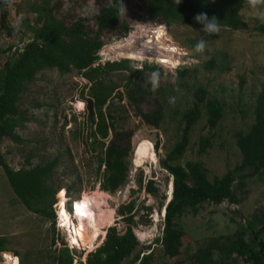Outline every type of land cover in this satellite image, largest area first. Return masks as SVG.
I'll use <instances>...</instances> for the list:
<instances>
[{
	"label": "rangeland",
	"instance_id": "rangeland-1",
	"mask_svg": "<svg viewBox=\"0 0 264 264\" xmlns=\"http://www.w3.org/2000/svg\"><path fill=\"white\" fill-rule=\"evenodd\" d=\"M200 1L181 0L177 5L176 0H170L169 8L173 11L168 8L166 23L147 17L144 0H126L122 7L126 11L121 12L119 26L113 33L102 35L105 44L98 52L101 64L128 60L136 69L145 64L159 68L154 71L159 74L158 89L149 92L142 101L144 112L158 106L162 108L163 118L158 128L146 124L137 115L125 94L124 73L111 75L122 93L121 100L114 98L110 105L113 123L117 130L130 132L132 137L128 177L114 193L106 192L108 198L105 200L114 211L110 226H116L120 233L125 231L126 224L116 211L120 205L135 203L133 232L139 241L135 253L152 252L150 264H194L190 256L208 240L244 230L249 241L264 224V168L252 176H249L252 169L236 172L242 162L236 135L246 133L252 126L255 101L264 88V4L253 7L250 0H209V5L199 7ZM103 3L102 0H6L7 23L11 30L0 27V70L15 49H22L32 40L42 24L43 7L56 4L55 15L66 25L83 19L87 31L92 34L97 30L95 17ZM201 12L210 18L216 17L220 24L218 33L206 35L199 30L202 26L193 17ZM124 26L128 28L125 35ZM201 38L206 39V48L198 53L194 46ZM144 41L153 42L148 54H143L140 46ZM131 53L139 57L129 58ZM161 59L168 62L162 63ZM185 70L189 75L180 77L178 73ZM152 73H147L150 79ZM199 87L207 90L208 99L223 104V117L210 131L203 106L202 116L191 131L189 145L175 164L184 166L187 162H200L209 181L234 171L237 178L233 190L238 203H204L197 214L185 212L177 217L176 225L184 232L182 247L177 258L168 259L162 246L154 241L161 235L164 210L156 198L146 193L145 187L152 180L160 197L165 196L167 202L172 178L162 168L161 161L180 140L182 116L192 106L193 93ZM88 92V82L76 71L38 73L19 103L26 119L16 132L23 142L0 141V154L13 170L58 157L55 184L65 189L67 199H79L83 193L99 189L97 168L101 150L99 138L95 140L92 136L95 122L86 101ZM80 102L82 107L78 106ZM206 136L211 137L212 146L201 154L199 141ZM105 142L107 144L108 140ZM143 142L151 146L155 160L148 156L138 165L135 149ZM67 189L70 190L68 195ZM59 192L56 203L60 199ZM260 239L264 242V231ZM0 240L4 241L0 262L1 253L7 252L16 256L19 264H56L60 251L67 249L71 264H85L87 253L96 250L104 239L100 236L90 248L67 247V236L57 228L56 219L52 225L47 217L27 210L0 167Z\"/></svg>",
	"mask_w": 264,
	"mask_h": 264
},
{
	"label": "trees",
	"instance_id": "trees-1",
	"mask_svg": "<svg viewBox=\"0 0 264 264\" xmlns=\"http://www.w3.org/2000/svg\"><path fill=\"white\" fill-rule=\"evenodd\" d=\"M125 1L102 0V3L106 4L101 5L95 17L97 30L92 34L87 31L83 19L66 25L55 15L58 10L56 4L43 7L40 12L42 24L33 34L32 40L22 49H15L0 70V141L8 139L14 143L23 142L16 132L26 119L19 108L22 94L28 85L35 81L38 73L56 70L61 74H68L76 71L88 82L89 97L86 101L95 122L92 136L95 140L99 138L101 150L97 168L100 174L99 189L108 193H114L128 177L132 137L130 132L117 130L113 123V109L110 105L114 98L121 100L122 93L111 75L124 73L125 94L134 105L137 115L146 124L158 128L163 118L160 106L146 112L142 108L144 96L152 91L147 73L158 71L159 68L145 64L136 69L128 60L107 61L103 64L98 62V52L105 44L102 35L113 33L119 26ZM144 1L149 19L166 22L170 0ZM209 4V0H201L197 6ZM5 5L6 0H0V27L9 31L11 28L7 23ZM171 13L174 20L175 16ZM123 29L125 35L128 28L124 26ZM178 74L184 77L189 75V72L185 70ZM203 106L207 114V128L210 131L217 127L223 117V104L218 100L208 99L205 88H197L193 93L192 106L182 116L181 138L161 161L162 168L172 178L171 200L166 205L165 196L160 197L152 180L148 181L145 187L146 193L156 198L164 210L161 235L154 241L162 246L163 254L168 259L177 258L182 247L184 232L176 225L177 217L185 212L197 214L204 203H238L233 190L237 178L234 171H228L222 177L209 181L200 162H187L184 166L175 164L189 145L191 131L202 116ZM105 140H108L107 144ZM236 143L242 155L241 165L236 168V172L252 169L249 173V176H252L264 168V88L255 101L252 126L246 133L236 135ZM198 146L199 153H206L212 146L211 137H201ZM58 163L59 159L55 157L40 165L13 170L0 154V167L16 197L27 210L47 217L52 225L55 224L52 206L56 203V194L60 189H64L55 184V169ZM69 193L70 190L67 189L66 194ZM134 211V202L118 207L116 214L126 224L125 231L118 232L116 226L107 228L102 244L87 254L86 264H150L153 261L152 252L147 253L149 250L135 253L139 241L133 232ZM263 231L264 224L252 234L249 241L245 238L244 230L210 239L190 258L194 264H232L239 260L243 264H264V242L260 239ZM3 250L4 241L0 240V252ZM56 264H71L67 249L60 251Z\"/></svg>",
	"mask_w": 264,
	"mask_h": 264
},
{
	"label": "bare ground",
	"instance_id": "bare-ground-1",
	"mask_svg": "<svg viewBox=\"0 0 264 264\" xmlns=\"http://www.w3.org/2000/svg\"><path fill=\"white\" fill-rule=\"evenodd\" d=\"M159 39L160 35L158 34L157 40ZM152 43V41L141 42L140 46L142 47L143 54H148L152 51ZM138 57V55H134L132 53L129 56V58L132 59ZM159 61L162 63L168 62L166 59H161ZM78 106L82 107L83 103H78ZM150 150L151 146L145 142L138 145V147L135 149V163L138 165L142 164L143 159L148 156L152 157V159L155 160L154 153ZM170 186V189H172V184ZM171 192L169 193V196H171ZM59 198L62 209L61 214L65 216V220L71 227L72 224L69 219V214L65 209L66 196L64 195L63 190L60 192ZM106 198H108L107 193L98 189L90 193H83L82 197L79 200L75 201L76 212L73 213V216L77 221V225L74 224V232L77 235V238L74 239V241L78 240L79 237V239L81 240V245L90 248L93 246V243L97 238H99L100 236H102L103 238L105 237L106 227L111 225L114 218V211L107 206V203L105 201ZM13 264L18 263L15 261V263Z\"/></svg>",
	"mask_w": 264,
	"mask_h": 264
},
{
	"label": "built area",
	"instance_id": "built-area-1",
	"mask_svg": "<svg viewBox=\"0 0 264 264\" xmlns=\"http://www.w3.org/2000/svg\"><path fill=\"white\" fill-rule=\"evenodd\" d=\"M63 191H64V195H65V190L63 189ZM60 192H59V194H60ZM79 199H67L66 198V200H65V209H66L67 213L69 214V219H70L71 224H72L71 227L69 226V223L65 220V216H63L61 214L62 209H61L60 199L54 205V207H55V215H56L55 216L56 217L55 218L56 219V226H57V228L59 230H62L63 232H65V235L67 236V240L66 241L68 243L67 247H69L70 249H74V248H78L79 249L82 246L81 245V240L79 239V237H78V240L74 241V239L77 238V235L74 232V227H75V225H77V221L75 220V217L73 216V213L76 212V203H75V201L79 200ZM15 261L19 264V260H18V258L16 256L12 255L11 253H7V252L1 253V262H0V264H13V263H15ZM85 264H86V262H85Z\"/></svg>",
	"mask_w": 264,
	"mask_h": 264
},
{
	"label": "clouds",
	"instance_id": "clouds-1",
	"mask_svg": "<svg viewBox=\"0 0 264 264\" xmlns=\"http://www.w3.org/2000/svg\"><path fill=\"white\" fill-rule=\"evenodd\" d=\"M177 5L181 3V0H176ZM250 4L255 7L257 4H264V0H250ZM122 11L125 13V7L122 9ZM193 19L200 24L202 27L199 29L206 35L210 34H216L220 31V24L218 23V20L216 17H209L206 13H198L196 14ZM206 48V39L201 38L197 41V43L194 46V49L198 53L204 52ZM150 85L151 90L156 91L159 87V74L156 72L152 73L151 79H150Z\"/></svg>",
	"mask_w": 264,
	"mask_h": 264
},
{
	"label": "water",
	"instance_id": "water-1",
	"mask_svg": "<svg viewBox=\"0 0 264 264\" xmlns=\"http://www.w3.org/2000/svg\"><path fill=\"white\" fill-rule=\"evenodd\" d=\"M171 200V196H169L167 202H166V205L168 204V202Z\"/></svg>",
	"mask_w": 264,
	"mask_h": 264
},
{
	"label": "crops",
	"instance_id": "crops-1",
	"mask_svg": "<svg viewBox=\"0 0 264 264\" xmlns=\"http://www.w3.org/2000/svg\"><path fill=\"white\" fill-rule=\"evenodd\" d=\"M104 239V238H103Z\"/></svg>",
	"mask_w": 264,
	"mask_h": 264
}]
</instances>
